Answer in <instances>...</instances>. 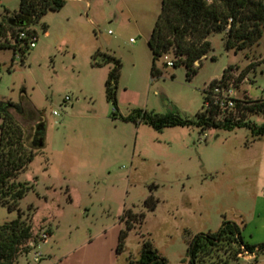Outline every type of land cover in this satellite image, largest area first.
I'll return each mask as SVG.
<instances>
[{
  "label": "rangeland",
  "instance_id": "374dc122",
  "mask_svg": "<svg viewBox=\"0 0 264 264\" xmlns=\"http://www.w3.org/2000/svg\"><path fill=\"white\" fill-rule=\"evenodd\" d=\"M20 1L0 0V19L6 9L18 10ZM161 10L162 0H66L34 25L37 44L25 59L0 49V105L23 102L25 113L12 112L28 152L37 151L31 144L45 123L39 133L44 144L17 178L31 187L20 207L32 214L36 237L16 264H126L139 257L147 238L167 264H189L188 241L196 233L218 230L225 218L240 226L250 220L264 187V135L255 138L249 127L158 130L123 116L141 108L193 119L204 106L205 88L229 65L231 94L264 101V33L236 50L226 47L223 31H215L209 36L212 49L194 62L203 64L192 78L184 63H164L180 61L174 49L157 62L162 74L152 78L148 39ZM99 51L122 62L118 110L106 86L115 64L102 63ZM67 95L71 100L65 103ZM245 115L264 123V111L247 109ZM151 194L159 200L154 210L145 204ZM128 208L133 228L119 252ZM140 212L144 221H132ZM17 217L18 211L0 204V223ZM32 241L37 245L31 247ZM226 249L208 264L226 258ZM36 250L42 252L39 261ZM261 256L242 248L232 264Z\"/></svg>",
  "mask_w": 264,
  "mask_h": 264
},
{
  "label": "trees",
  "instance_id": "16d2710c",
  "mask_svg": "<svg viewBox=\"0 0 264 264\" xmlns=\"http://www.w3.org/2000/svg\"><path fill=\"white\" fill-rule=\"evenodd\" d=\"M66 4V0H21L18 10L11 12L6 9L0 19V49H12L16 55L18 52L24 55L29 50V41L38 36L34 25L50 10H60ZM47 29L46 25H44ZM25 31L27 37H20ZM215 31L225 33V44L228 49L242 50L258 42L264 33V0H162V10L158 15L155 25L148 39L153 53L151 76L156 78L162 74L157 62L165 53L174 49L179 57V62L173 66L185 64L187 76L192 78L198 67L194 62L202 58L212 49L209 36ZM102 58V63L113 62L115 65L109 73L106 81L107 95L118 110L117 87L121 76V60L103 51L97 53ZM97 58V56L95 57ZM166 65L167 62H164ZM233 66L225 68L220 78L213 79L204 90V106L199 110L195 118H183L173 112L158 113L141 108L134 109L128 116V120L145 121L158 130L168 126L195 125L203 130L207 128L234 129L237 127L251 128L255 138L264 135V123L257 124L246 118V110L264 111V101H248L245 98H235L236 111L223 112L211 95L216 86L230 88L235 84L234 78L229 75ZM244 78V73L237 82ZM207 98L210 104H206ZM253 104H250L252 103ZM12 110L25 113L23 102H9L0 105V204L8 207L10 211H18V217L0 223V264H16V259L22 250H29V240L36 237L33 231L32 214L26 213L20 207L21 200L31 188L27 183L18 181L22 170L31 163L39 153L40 146L44 144V138L39 133L44 130L45 123L38 125V132L31 144L36 152H28L25 133L16 119ZM43 143V144H42ZM158 199L151 194L145 204L154 210ZM30 207L29 209H31ZM126 227L119 235L118 251L125 248L129 230L133 228L131 222L132 209L124 211ZM135 214V213H134ZM145 213H136L132 221H144ZM243 226L234 220L224 219L220 228L216 231L198 232L189 241L187 256L189 264H208L210 257H216L218 252L227 247L230 254L217 264H232L234 257L244 248L255 255L264 254V242L252 244L243 237ZM231 259V261H230ZM209 260V261H207ZM126 264H167V258L163 256L150 238L143 240L142 251L138 258L129 257Z\"/></svg>",
  "mask_w": 264,
  "mask_h": 264
},
{
  "label": "crops",
  "instance_id": "0c3cea01",
  "mask_svg": "<svg viewBox=\"0 0 264 264\" xmlns=\"http://www.w3.org/2000/svg\"><path fill=\"white\" fill-rule=\"evenodd\" d=\"M46 33L48 34V31ZM263 215H264V187H261V190L256 197L253 214L250 220H248L243 227L244 230L243 237L245 241L250 242L252 244H257V241H260L259 239L264 241V220L263 221L261 220V217ZM258 217H260V219L257 220ZM251 238L254 239L253 240L254 242L251 241ZM242 264H264V256H261L258 260H255L254 258L245 259V262Z\"/></svg>",
  "mask_w": 264,
  "mask_h": 264
},
{
  "label": "built area",
  "instance_id": "2783aa9c",
  "mask_svg": "<svg viewBox=\"0 0 264 264\" xmlns=\"http://www.w3.org/2000/svg\"><path fill=\"white\" fill-rule=\"evenodd\" d=\"M20 37H22V38L27 37L26 32L22 31L20 33ZM37 40H38V36L32 37L29 41V46L35 47L37 44ZM21 57H22V55H21ZM165 58H168V56H165ZM166 62L169 66H173V64H174V62L171 60H166ZM231 91H232V87L224 88L221 86H216L213 90V93L211 94L215 98V102L220 106V108L223 112L231 111V110H233L234 112L236 111V100H235V97L231 94ZM263 92H264V89H263ZM68 100H71L69 95L66 96L65 103ZM206 104L207 105L210 104V99L207 98ZM40 236L43 237L44 241H47L49 238L48 233H46V232L41 233ZM36 243H37V241H35V242L32 241L30 243V246L34 247L37 245ZM41 256H42V252L40 250H36L35 251V260L39 261Z\"/></svg>",
  "mask_w": 264,
  "mask_h": 264
}]
</instances>
